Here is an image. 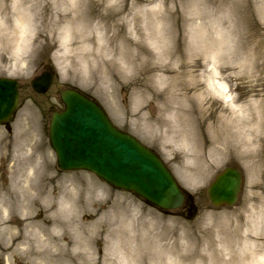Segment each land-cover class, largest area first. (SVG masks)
<instances>
[{"label": "clouds", "instance_id": "clouds-1", "mask_svg": "<svg viewBox=\"0 0 264 264\" xmlns=\"http://www.w3.org/2000/svg\"><path fill=\"white\" fill-rule=\"evenodd\" d=\"M86 3L87 0H82ZM229 0L222 9L207 0H148L134 4L119 18L124 39L113 46L115 35L99 20L88 23L86 9L71 7L60 0H0V74L9 79H28L36 71L43 45L51 42L48 60L60 81L75 83L101 99L112 119L129 127L157 147L176 174L194 190L203 187L198 174L205 166L219 167L235 159L245 174L240 206L233 209L203 210L196 229L174 219L154 215L142 202L112 192L86 175L57 177L52 171L50 153L44 143L43 118L31 104L22 105L14 115L13 131L7 144L0 138V158L13 163L7 191H0V249L4 264H95L92 242L101 233L108 259L106 264H264V95L255 91L243 100L229 79L242 80L256 89L264 78V57L258 52L260 37L250 41L237 3ZM116 0H107L101 10L107 15ZM253 11L264 27V0H252ZM49 10L52 19L45 17ZM183 17V56L173 55L176 38L173 17ZM47 23L45 31L44 26ZM42 33L46 40L38 39ZM139 46L152 53L154 67L170 66L171 77L155 72L151 87L157 93L166 89L179 96L169 104H156L155 117L147 110L151 93L133 95L125 108L117 98L110 68L120 74L122 83L136 75ZM199 62L203 77L185 76L183 66ZM229 84L223 95L206 88L183 96L181 89L205 85L206 78ZM195 101L199 111L218 103L216 119L205 124V145L189 113ZM55 180L54 186L46 181ZM43 187V190H41ZM52 209V221L42 229L21 222L38 215L32 205ZM54 206V207H53ZM85 214L95 220L82 229ZM23 228V230H22ZM199 232L200 238H194ZM71 237V246L65 235Z\"/></svg>", "mask_w": 264, "mask_h": 264}, {"label": "rangeland", "instance_id": "rangeland-1", "mask_svg": "<svg viewBox=\"0 0 264 264\" xmlns=\"http://www.w3.org/2000/svg\"><path fill=\"white\" fill-rule=\"evenodd\" d=\"M185 2H186V0H184L182 2L181 6ZM123 3H124V0H118V1H116V4L114 7H120V6L122 7ZM208 4H210V3H208ZM210 5L216 7L217 9H222L226 5H228V2L220 3L219 5H217V4H210ZM235 7L238 9V11L241 15V18L243 19L244 23L247 24V26L250 30V41L249 42H251V40L256 38V37H260V45L258 47V52L260 53V55L262 57H264V27L260 26L258 21H257V17L253 11L252 0H246L245 3H237L235 5ZM182 30H183V17L181 15V13H179L178 15L176 14L173 17V35L176 38V47H175V50L173 53L174 56L175 55H180L181 57L183 56ZM38 39L46 40V39H44L43 35H41V37H39ZM117 41L118 40L111 41L113 46H115ZM125 41H126V43L131 44V41H128V40H125ZM50 46H49L48 42H46L43 45L44 50H43L41 56L39 57V59L37 60V68H36L35 73L28 79H17L19 81V97H20L18 109L24 104H31L32 106H34L35 108H37L40 111L41 116L43 118L44 143H45V146L47 147V150L50 153V159L52 160V164L50 167H51L52 171H54L56 173L57 177L63 176V175H86V176H89L95 182H97L100 185L105 186L107 189H110L114 193H117V194L123 195L125 197H129V198H132L134 200L142 202L143 205L150 212H152L154 215L163 217L165 219H174L178 224H182V225L191 227L193 229L197 228V226L200 222V214L205 209L211 208L214 210H220V209H233V210H235L240 206L241 197L243 196V193H244L245 174H244L243 170L240 168V166L236 163L235 159H231L227 163H224L222 166H219V167L205 166V168L198 174V177H197L198 180L203 181L204 186L199 188L198 190H194L190 184H188L183 178L179 177L176 174L173 165L169 161H167L166 159L163 158V156L158 151L157 147L150 144L146 139H144L141 135H138L137 133H135L129 127L121 125L117 121L113 120L110 111L105 106V104L101 101V99L97 96V94L93 93L90 90L82 89V88L78 87L75 83H65V82L60 81V79L57 76L55 67L48 60V57H47V52L50 50ZM139 54H140V56L148 57V59L146 61H141L139 59V57L137 58L136 68H135L136 75L130 80V82L122 83L121 79H120V74L114 67L110 68V72H111V75H112V77L116 83L117 98L122 102L123 106L125 108L128 107L130 99L132 98V96L138 94L136 90H140L139 94H142L145 98L147 97V95L149 93H151L153 99L150 103H148L147 110L152 114L153 117H155L156 112H157V109H156L157 103L163 102L164 104L167 105L170 102L178 100L179 96L175 95L171 91V89H166L162 93L155 92L153 90V88L151 87L153 74L155 72L159 71V72L164 73V75L171 77L172 78L171 84L173 86L175 85L177 74L171 70L170 66L154 67L152 65V53L147 48H145L143 46H139ZM47 63L51 64L52 68H54L53 71L55 74V80H54L53 85L50 87V89L45 94L38 95V94L34 93L32 91V89L30 88V80L33 77L35 78L36 75L40 74L42 71V66L44 64H47ZM261 67L264 68V66H261ZM182 71H183V74L185 76L195 77L197 75V73H199L201 78H204L201 66H200L198 61L194 65H191V66L185 64L183 66ZM0 76H4V75L0 74ZM229 84H231V86L233 88H236L237 84L240 85V87L237 90L240 92V97L242 100L245 97H247V95L250 93V91H255L260 95H264V78H262L260 80L257 88L254 90L250 89L249 87H246L244 81H242V80H233L230 78ZM229 84H225L219 78H213L212 76H208L206 78V84L205 85H199L198 84L191 90L187 89V87L184 86L181 89V91L183 93V96H185V97H189L192 92L200 91L203 88H206V90L209 93H211L212 95H216V94L223 95L224 94L223 89L227 88L229 86ZM66 86L78 88L81 91H83L84 93H86V95L88 94L91 97H93L94 99H96L103 106V108L105 109V111L108 114V117L111 119V121L116 126H118L119 129H121L127 133H130L131 135L135 136L138 140H140L143 144H145L146 146L155 150L161 156L163 161L166 163V165L168 166V168L172 172V175H174V177L176 178L178 183L181 185V187L192 196L195 211L193 213H191V212L189 213L186 210V208H183V209H180L177 211H173L171 213H164L163 214L162 212L158 211L154 207H150L149 205L145 204L141 199H139L138 197H135L134 194L126 192V191H122L119 189L111 188L109 185H107L106 183H104L103 181L98 179L92 173H89L86 171H73V172L59 171L56 167V159H55L54 152L52 151L50 144H49V138H48L49 120L48 119H49L50 113L47 109H48V107H55L56 109L57 108L59 109L62 107V104H61L60 100L58 99L59 98L58 93H59V90H61L63 87H66ZM190 102L192 103V111L189 113V115L191 116L193 123L198 125L199 135L201 137L202 142L205 145H207L208 137L206 134L205 124H206V121L209 119H207L206 117H208L210 114V111L213 110L214 115L210 116V119L213 120V117L216 116L217 111L221 110L220 105L218 103H211L210 102L205 111H199L197 109L196 102L195 101H190ZM13 121H14V119H13ZM13 121L11 123L12 131H13ZM10 137H11V135L9 137L8 136H5V137L0 136V138H3V143L5 145L7 144ZM226 166H235V167L239 168V170L242 173L243 179H242L241 189L239 191L240 193L238 196V200L236 201V203L233 206H225L224 205L223 207H213L211 205L208 197H207L206 189H207V186L209 185V183L211 182V180L214 178V176L218 172L223 170V168H225ZM12 168H13V163L7 156L0 158V191H7L9 183L12 179ZM45 184L47 186H50V187L54 186L55 180L46 181ZM41 190H43V187ZM51 210L52 209H46V208L41 207L38 202H34L32 205V211L34 213H38V215H35L34 217H30V218L33 219V221H32L33 223L43 221L44 222L43 224H46V223L50 224L52 221H50L48 219V213ZM15 212H16V209L13 208L12 213H13V219L14 220H15V218H14ZM94 220H95L94 215L85 214L83 216V218L79 221V223H80L82 229H86ZM102 236H103V234L101 233L92 242V248H93V251L95 254V258H96L95 264H106V260L108 259V254L106 253L105 243H104ZM69 237L70 236H68L66 234L67 240H69ZM194 238H197V239L200 238V234L198 231L194 233ZM0 264H4L3 250L2 249H0Z\"/></svg>", "mask_w": 264, "mask_h": 264}, {"label": "water", "instance_id": "water-1", "mask_svg": "<svg viewBox=\"0 0 264 264\" xmlns=\"http://www.w3.org/2000/svg\"><path fill=\"white\" fill-rule=\"evenodd\" d=\"M52 81L43 73L32 82L37 92L47 90ZM16 83L0 79V121L13 111ZM65 109L52 115L50 142L61 169H86L108 183L133 191L147 202L160 208H176L183 202L169 171L151 151L134 138L118 131L101 108L74 90L61 92ZM240 186V174L226 168L208 187L215 205L233 204Z\"/></svg>", "mask_w": 264, "mask_h": 264}, {"label": "bare ground", "instance_id": "bare-ground-1", "mask_svg": "<svg viewBox=\"0 0 264 264\" xmlns=\"http://www.w3.org/2000/svg\"><path fill=\"white\" fill-rule=\"evenodd\" d=\"M118 1V0H116ZM184 0H176L177 4L179 6H181L182 2ZM60 2L62 4H65L68 7H71L73 4H76L78 9H86V14L85 16L81 17L82 20L86 19L88 23H91L92 20H99L100 22H102L103 24L106 25V27L108 28V30L110 32H114L115 35L112 36L111 41L113 40H127V38L125 37L124 34V28L123 26L119 23V18L124 15L127 11L130 10L131 7L134 6V4L141 2V0H124V3L122 5V7H114L108 10V14L107 15H102L101 10L104 7L105 3H107V0H87L86 3L82 2V0H60ZM143 2H148V0H143ZM208 3L210 4H217L219 5L220 3H225L228 2L229 0H207ZM180 12L178 11L176 14L178 15ZM175 14V15H176ZM45 17L47 20H51L52 16L49 10L45 11ZM44 29L46 31L47 29V23L44 26ZM42 35L44 36V39H47L46 36L42 33ZM49 46L51 45V42H48ZM214 115V111H210V114L208 117H206L207 119H210V116ZM216 116L213 117V120L215 121ZM14 218H15V213H14ZM33 219H29L28 221L25 222H21L18 220H12V223L14 225H21L22 223H28V224H32L35 226H39L42 229H46V226L49 225L48 223L43 224L44 222L39 221L37 223H33L32 222ZM52 223V222H51ZM23 230V228H22ZM64 240L66 243L69 244V246H71V238L69 237V240L66 239V235L64 237Z\"/></svg>", "mask_w": 264, "mask_h": 264}]
</instances>
